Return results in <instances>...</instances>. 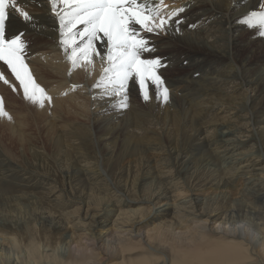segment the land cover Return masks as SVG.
Returning <instances> with one entry per match:
<instances>
[{
	"label": "bare ground",
	"instance_id": "6f19581e",
	"mask_svg": "<svg viewBox=\"0 0 264 264\" xmlns=\"http://www.w3.org/2000/svg\"><path fill=\"white\" fill-rule=\"evenodd\" d=\"M164 2L0 0V55L26 75L0 61V143L34 139L25 105L37 122L51 116L57 143L67 138L75 150L60 183L0 147V264H264V16L257 0H171L156 23ZM11 22L21 26L11 30ZM27 31L35 39L23 46ZM178 51L191 63L169 67L182 60ZM164 54L165 63L151 62ZM212 63L218 72L204 79L177 72ZM141 70L160 86L144 90L155 98L147 107L134 99L136 73L149 82ZM163 110L190 127L181 146L174 132L169 145L157 143L152 127ZM88 130L112 153L131 136L151 139L129 152L132 168L142 163L138 182L90 173L96 162L81 147L93 139Z\"/></svg>",
	"mask_w": 264,
	"mask_h": 264
},
{
	"label": "rangeland",
	"instance_id": "374dc122",
	"mask_svg": "<svg viewBox=\"0 0 264 264\" xmlns=\"http://www.w3.org/2000/svg\"><path fill=\"white\" fill-rule=\"evenodd\" d=\"M8 1L9 0H2L4 5H8ZM165 2H167V3L163 4V6L160 7L159 14L156 15V17H154V19H153L156 23H157L156 20L162 19L161 22L163 23L164 20L166 19L164 17L165 15H167V12H166L165 9H166L167 5L171 4L170 3L171 0H167V1L165 0ZM256 6H257V10L259 11L258 12V16H264V0H257ZM78 15L79 14H76V17H73L72 19H70V24L76 23V21H78L79 17L81 16V15H79V16ZM155 18H157V19H155ZM257 18H259V17H253L252 20H254L256 22V21L259 20ZM9 25H10L9 28L11 30H17L21 26V24L19 22H18V24H17V22H15V23L11 22ZM260 25H264V23H262ZM152 29L156 30V29H159V27L158 28L154 27ZM0 30H2L4 32H7L6 29H3L1 27H0ZM127 31H129V29ZM30 32L32 34V31H27L25 33V36H23V39L21 40V42L23 43V46H25L27 44L28 45L32 44L31 39H35L33 37V35L31 36ZM27 34H28V36H27ZM88 34H89L88 31L84 30L82 32V37L86 38L88 36ZM246 35L247 34H245L244 37H246ZM5 49H7V48H5ZM10 51H12V50H10ZM13 51H15V50L13 49ZM177 53H178V55H183L182 56V60L183 61L182 60H176V59L170 60L168 62L169 67L176 68L179 65L178 67L183 68V67H186L187 65H189L191 63V62L188 63L187 60L185 59V57L187 56L186 52L178 51ZM245 53H246V51H241L239 53V56L243 57L245 55ZM5 55H3L2 57L0 55V61L2 62L3 65L6 66L5 71H8L11 74L19 77V79L24 78L26 75L24 76L25 73L23 72L24 71L22 69L23 67H21L22 63L21 62H16L15 58L10 56V55H6V56ZM8 56H10V57H8ZM164 56H165V54L157 56V57L154 56V58L155 57L156 58L152 59L151 62L152 63L163 64V63H165V57ZM130 58H131L130 56H126L122 60H129ZM191 60H192V62L197 61L196 58L191 59ZM89 63L91 64V61ZM144 63H146L145 60H144ZM119 65H121V64H119ZM181 66H183V67H181ZM214 66H215V64L212 63L210 66H208L205 69H203V67H201L200 69L197 70V67L194 66L192 69H188V70L180 69V70H177V72L186 73V72H189V71H192V70H196V73L198 72L197 73L198 77H199L198 80H200V79L207 78L208 76H210V74L212 75L213 73L215 74L216 72H218L217 70H215V72H213V70H214L213 67ZM89 70L90 71L94 70V68L92 69V64L90 65ZM145 73H147V75H149V82L147 83V85L143 84L142 82H140L138 73H136L137 76H138V79L132 83L133 89L136 91L137 96L139 97L138 98L136 96L134 99L136 100V102L138 104L142 105L143 107H147L149 102H154L155 101V98H153V97H149V100H148V98H146L145 94H143L144 90H148V92L153 93V94L155 93V90L156 91L160 90V86H159V83H158V78L155 75H153L152 71L151 70H141L140 76H142ZM173 73H174V71H168L167 75H171ZM6 74L8 76H10L8 73H6ZM200 75L204 76V77H201ZM189 78L190 77H188V79ZM4 81H5V78L2 75L0 77V83H2ZM81 84L82 83H79L78 85H81ZM79 88L80 87H78V89ZM18 93H23V91L21 90V91L16 92V94H18ZM69 94H71V93H68V92L67 93H63L61 95V97H65V98L69 97ZM200 94L201 93L199 92L198 95H200ZM144 97H145V99H144ZM198 99H199V97H198ZM143 100H144V102H143ZM194 100H196V99H194ZM75 101L77 103V102H81L82 100H80V101L79 100H72L70 102V100L66 99L67 105L75 103ZM147 102H148V104H147ZM164 103H166V102H164ZM167 104H169L171 106H175L178 103L175 100L168 99V102L166 103V105ZM22 107L26 110L25 113H27V116H26L27 120L30 123L33 122V124H34V125H30L31 126L30 133L33 134L34 139L30 143H0V147H3L7 151H9L11 156L16 161H19V162H22V163H27L29 165L34 166L35 168H37L39 170H49V171L53 172V175L56 177V179H58V181L60 183L61 182L64 183L66 181V178H63L61 176V171H59V170H60L62 164H65V166L71 165L72 162H70V161H72V159L75 158V150L72 149V143H69L67 138H60L62 140L59 143H57V139H58L57 135L61 134V130L58 127H51L50 125L47 124L51 116H48V118H44V119H42V118L39 119L38 118L39 120L37 122L36 119H35V116L32 113H30L33 108L25 106V105H22ZM13 110L16 111L15 108L12 107L9 110V112L12 113ZM74 110L75 109L72 110V115L70 117L75 119L76 118L75 117L76 114H74ZM163 111H161V114H159L157 116L159 118V122L160 123L157 124V125H154V127H152V128H156L157 130L159 129L158 131L156 130V133L158 135L155 134L156 137L160 136V137H158L159 139L157 138V143L159 142V140H161V142H159L160 145H162V146L163 145L164 146L169 145L171 143L170 142V138H169V133L174 132L178 136V141L179 142H177V143H178L179 146H181V141H183L182 142V144H183L184 143V138H185V136L182 133V129H188L190 127H188V125L183 122V117L181 118V115L179 116L177 121H175V119H173L174 117L170 116V115H172L171 113H170V115H169V113H166L167 114L166 115L165 114V110H163ZM163 115L165 117L162 118ZM16 116H17V113H16ZM26 117L25 116H21L20 119L21 120H25ZM34 122H37V123H34ZM187 123H188V120H187ZM171 124H173L172 127H171ZM168 127H171L173 129L170 132H168V130L166 129ZM188 130H190V129H188ZM88 131L91 134H88L87 137L89 136V137H92L93 139H91L88 143H82L81 147L83 148V150H86L88 152V154H89L88 158L90 159V161L96 162L95 164L97 166L96 167L92 166V170L90 171V173H92V172L94 173V172H97V170H99L98 171L99 173H97V175H95V176H97L96 178H98L99 181H106L107 183H109V182L110 183L111 182L114 183L116 180L118 181V179L120 177L123 179V182H127V185H128L129 182H131V178L133 179L134 183L138 182L139 181V175L141 173L140 171H142V163H141V165H137V166H135V168L134 167L132 168L131 166H133V164H131V162L132 163L135 162L136 157L135 156H133V157L130 156L129 152L132 153L136 149V146L142 147V146L137 145V144H141V145L150 144L151 145V143H150L151 139L150 140L140 139V137L142 135H139V134H137L138 136H135V137L131 136L130 140H133V141H131L129 143H127V141H126L125 143L127 145L125 144V147L124 146L122 147L123 148L122 152L119 151V152L112 153L111 150H106L102 143H97L95 141V132L94 131H91V130H88ZM138 133H140V132H138ZM245 134H246V132H245ZM150 135H152V134H150ZM183 136H184V138H183ZM190 136H194V131L191 132ZM245 138L246 137H244V136L241 137V139H245ZM180 139H183V140H180ZM135 142H137V143H135ZM138 142H141V143H138ZM256 142H257V140H256ZM125 149L127 151L126 153L124 152ZM123 152H124V154H122ZM174 153L175 152H173V155H172L173 157L175 155ZM177 153H179V152H176V154ZM142 154H143V151L140 152L139 156H141ZM145 155L146 154L142 155V157H144ZM103 168L105 170H103ZM134 169H136V171ZM132 170H134V171H132ZM101 174H102V176H100ZM106 175H108L109 177L106 176ZM121 189H122V187H121ZM124 189L125 188H123V190Z\"/></svg>",
	"mask_w": 264,
	"mask_h": 264
}]
</instances>
